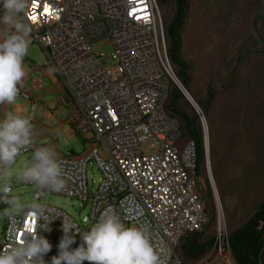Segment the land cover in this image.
I'll return each instance as SVG.
<instances>
[{
    "label": "built area",
    "instance_id": "1",
    "mask_svg": "<svg viewBox=\"0 0 264 264\" xmlns=\"http://www.w3.org/2000/svg\"><path fill=\"white\" fill-rule=\"evenodd\" d=\"M21 14L49 58L55 87L66 94L76 133L92 143L79 156L58 157L64 190L40 189L21 179L34 189L32 198L43 209L41 216L33 217L30 207L10 218L4 214L9 205L0 199L4 217L0 250L37 232L52 245L44 256L45 264H51L59 254L63 231H51L49 236V229L62 228L63 221L72 223L78 231L73 230L75 249L83 243L81 234L111 208L126 227H148L150 242L164 264H180L176 250L181 241L203 230L211 210L197 192L195 143L184 140L178 120L167 110L173 72L157 1L30 0ZM99 42L110 45L111 53H95L93 44ZM42 85L40 79L31 80L34 90ZM20 95L32 101L22 89ZM46 113V118L56 117ZM202 131L204 135L203 125ZM98 146L107 161L100 157ZM36 148L33 143L19 156L28 155L30 163ZM92 160L102 174L94 191L88 189L86 178ZM48 193L90 201L89 229L83 231L68 213L42 203ZM216 211L208 264H235L225 218L219 206ZM257 229L263 240L258 264H264V221Z\"/></svg>",
    "mask_w": 264,
    "mask_h": 264
},
{
    "label": "rangeland",
    "instance_id": "2",
    "mask_svg": "<svg viewBox=\"0 0 264 264\" xmlns=\"http://www.w3.org/2000/svg\"><path fill=\"white\" fill-rule=\"evenodd\" d=\"M186 3V18L180 32V58L187 64V92L197 105L202 104V107H198L203 114V122L206 121L208 165L200 116L171 80L170 92L176 88L178 94L173 106L175 111H168L173 112L181 124L183 122L178 112L193 119L202 136L204 154L196 173L197 192L205 199L211 212L203 230V239L199 242L212 240L213 244L217 206L223 213L230 236L246 226L264 204V0H186ZM159 8L165 29L172 19L174 5L168 2ZM3 15L1 1L0 17ZM19 19L26 25L22 14ZM7 34L10 33L0 23V42ZM29 38L31 44L24 58L27 76L20 89L29 94L32 101L19 94L15 103L7 108L6 103L0 104V121L9 112L15 114L14 106H23L24 111L20 116H32L33 138L37 147H53L57 157L79 156L92 142H86L76 133L70 109L60 102L58 93L53 89L56 77L49 58L31 30ZM93 51L106 56L112 48L99 42L93 44ZM169 65L175 74L170 60ZM33 79L42 81V89H32ZM50 104H54L53 109L49 108ZM169 105L170 99L167 108ZM47 110L56 117L46 118ZM60 130L63 132L61 135L58 133ZM98 152L106 160L100 146ZM27 163L28 155L19 156L3 180V184L11 187L9 197H18L24 205L15 214L34 205V189L22 184L20 178ZM101 177L96 161H90L86 167L88 189L94 191ZM213 184L217 195L213 191ZM42 203L68 213L83 231L89 229L85 218L90 212V201L82 202L48 193ZM2 215L0 208V235L4 223ZM51 231L61 234L63 230L55 226L48 230L49 236L52 235ZM183 241L176 250L180 264L210 262L212 245L207 253L190 259L181 249Z\"/></svg>",
    "mask_w": 264,
    "mask_h": 264
},
{
    "label": "clouds",
    "instance_id": "3",
    "mask_svg": "<svg viewBox=\"0 0 264 264\" xmlns=\"http://www.w3.org/2000/svg\"><path fill=\"white\" fill-rule=\"evenodd\" d=\"M2 3L4 15L0 17V23L10 34L0 42V104H12L27 76L24 58L31 44L30 28L20 21L19 15L29 8L30 0H2ZM33 143L30 117L9 112L0 121V179L9 175L10 166ZM64 175L57 152L47 146L34 150L31 162L26 164L20 178L40 189L60 192L66 187ZM9 192L8 184L0 186V199L10 206L4 214L13 218L12 214L24 205L18 197H9ZM30 214L41 216L43 209L31 205ZM62 225L59 254L52 257L51 264H83L85 261L89 264H164L150 242L148 227L143 224L126 227L111 208L101 214L90 230L81 234L83 243L75 249L71 248L75 243V226L64 221ZM51 248L48 239L36 232L0 250V264H45L44 256Z\"/></svg>",
    "mask_w": 264,
    "mask_h": 264
},
{
    "label": "trees",
    "instance_id": "4",
    "mask_svg": "<svg viewBox=\"0 0 264 264\" xmlns=\"http://www.w3.org/2000/svg\"><path fill=\"white\" fill-rule=\"evenodd\" d=\"M2 0H0L1 2ZM159 6H164L168 2L174 5V12L172 19L166 24L165 40L167 45V56L171 64L175 68V76L181 82L186 90L189 91L187 64L180 58L181 38L180 32L184 26L187 3L186 0H156ZM164 28V27H163ZM170 92V105L167 110L175 111L173 109L178 91ZM202 107L201 103H198ZM169 112V111H168ZM175 117L183 133L184 140H192L195 143L197 151V170L200 159L203 157V140L199 129L195 126V121L182 112L177 114L180 116L183 124L179 118L173 113L169 112ZM197 173V172H196ZM205 200V199H204ZM205 204L208 205L205 201ZM264 221V204L258 211L256 216L248 222V224L239 230L234 231L229 236V243L231 247V255L236 264H258V256L263 246L261 231L257 229L259 221ZM205 227L203 228V230ZM203 230L190 234L183 238L182 251L190 259H196L202 254L207 253L211 249L212 240L206 243H200L203 238Z\"/></svg>",
    "mask_w": 264,
    "mask_h": 264
},
{
    "label": "water",
    "instance_id": "5",
    "mask_svg": "<svg viewBox=\"0 0 264 264\" xmlns=\"http://www.w3.org/2000/svg\"><path fill=\"white\" fill-rule=\"evenodd\" d=\"M172 82L175 84V86L178 88V90L181 92V94L186 98V100L196 110L197 114L200 116L201 123H203L204 117H203L201 110L199 109L198 105L195 103L193 98L189 95L187 90L184 88V86L181 84V82L178 80V78L175 76V74H173ZM206 158L208 159V153H206ZM88 219H89V217L86 216L85 221H88Z\"/></svg>",
    "mask_w": 264,
    "mask_h": 264
},
{
    "label": "crops",
    "instance_id": "6",
    "mask_svg": "<svg viewBox=\"0 0 264 264\" xmlns=\"http://www.w3.org/2000/svg\"><path fill=\"white\" fill-rule=\"evenodd\" d=\"M52 70V69H51ZM53 71V70H52ZM54 73V72H53ZM54 76H55V74H54ZM56 77V76H55ZM24 81H25V79H24ZM24 81H23V83H24ZM56 82V81H55ZM56 84V83H55ZM55 84H54V87H53V89H54V91L56 92V93H58V96H59V100H60V102L64 105V106H66L67 108H69V105H68V100H67V98H66V94L64 93V92H60L56 87H55ZM22 88V87H21ZM10 104H7L6 103V108L9 106ZM5 108V109H6ZM23 111H24V108H23V106H14L13 107V112L16 114V115H21V114H23ZM58 133L61 135V134H63V132H62V130H60V131H58Z\"/></svg>",
    "mask_w": 264,
    "mask_h": 264
},
{
    "label": "bare ground",
    "instance_id": "7",
    "mask_svg": "<svg viewBox=\"0 0 264 264\" xmlns=\"http://www.w3.org/2000/svg\"><path fill=\"white\" fill-rule=\"evenodd\" d=\"M204 122L202 123L203 124V127H204V146H205L206 153L209 154V151H208L209 150V140H208L207 128H206V125H205L206 124V121H204ZM206 162H207V165H208V159L206 160ZM212 187H214L213 188V191L217 195L214 184H213ZM216 195H215V197H216Z\"/></svg>",
    "mask_w": 264,
    "mask_h": 264
}]
</instances>
